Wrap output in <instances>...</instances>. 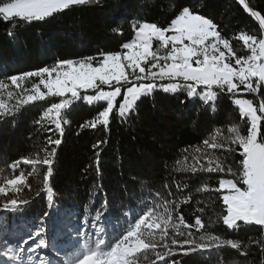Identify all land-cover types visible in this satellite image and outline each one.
<instances>
[{"label": "trees", "instance_id": "1", "mask_svg": "<svg viewBox=\"0 0 264 264\" xmlns=\"http://www.w3.org/2000/svg\"><path fill=\"white\" fill-rule=\"evenodd\" d=\"M247 2L264 15V0ZM183 7H190L212 20L237 55L248 54L238 38L240 32L262 34L259 22L238 0H90L30 23L18 18L4 21L0 17V80L51 67L58 60L120 51L135 32L133 24L149 22L167 27ZM38 82L39 78L33 77L24 87L31 88ZM215 91L216 100L206 104L199 98H188L182 89L177 92L156 89L150 95L141 96L127 117L121 118L114 112L107 128L95 129L81 128V125L92 120L105 103L89 105L83 100L77 101L62 113L67 123L62 124L63 142L52 157L51 204L44 190L48 166L20 163L13 168V164L22 158L43 159L51 151L49 129L53 139L60 137L54 125L43 118V112L60 98L50 97L47 101L20 107L14 115L0 117V186L21 173L25 178L22 191L0 195V234L11 227L24 226L26 239L27 233L34 232L44 214L49 213L45 221L49 238L64 246L55 252L60 259L52 256L51 264H77L82 256L89 255L100 260L96 252L110 250L147 208L173 201L174 220L181 214L188 224L194 223L196 216L201 218L204 228L199 232L191 229L194 237L209 233L238 241L240 248L224 245L186 255L177 249L175 255L167 258L169 264L173 261L175 264H264V227L242 221L235 228L224 225L226 206L221 199L222 192L215 191L222 178L238 177L242 159L238 145L217 136L225 147L206 152L222 163L224 171L191 170L195 157H200V163L207 167L205 153L196 151L204 149L205 139L211 140L218 131L228 137L231 126H237L242 135L247 134V119L241 118L231 94ZM244 97L258 106L259 99L264 97V88L258 94L246 93ZM0 99L7 100V95ZM8 103L15 104V99ZM97 141L104 143L94 148ZM229 167L236 176L228 172ZM10 198L25 199L29 203L17 212L5 211L2 205ZM157 210L162 212L163 208ZM98 213L101 221L95 219ZM59 216L64 217L65 223L56 232L52 221ZM174 234L169 228L168 235ZM5 247L7 259L9 249L13 257L19 256L12 242ZM138 256L136 264H152L156 259L151 251L147 259Z\"/></svg>", "mask_w": 264, "mask_h": 264}, {"label": "snow or ice", "instance_id": "2", "mask_svg": "<svg viewBox=\"0 0 264 264\" xmlns=\"http://www.w3.org/2000/svg\"><path fill=\"white\" fill-rule=\"evenodd\" d=\"M89 2L90 0H0V17L4 21L18 18L30 23L44 20L71 6ZM239 3L259 22L262 30L259 36L246 32L238 34L239 40L250 52L249 55H237L230 41L221 35L212 20L194 12L190 7H183L167 27H159L154 23L133 24L135 37L124 43L120 51H102L95 56L76 60H58L51 67L45 66L0 80V96L7 95V100L0 99V117L14 115L20 107L47 101L50 97L60 98L59 102H51L43 112V118L54 125L60 138L53 139L50 128L48 144L52 146L51 151L43 159L17 160L13 168L20 163L47 165L44 190L51 204L53 191L49 187V179L53 172L52 157L63 142L62 124L67 123L62 113L77 101L83 100L89 105L104 102L106 105L92 120L81 125V128H107L114 112L121 118L127 117L134 111L141 96L150 95L157 88L165 92L182 89L188 98H199L206 104L216 100L217 92L214 89H218L231 94L241 118L247 119V134L242 135L237 126H231L228 137H223L218 131L211 140L205 139L204 149L197 148L196 151L205 153L207 167L200 163V157H195L196 163L191 170L224 171L222 163L206 152L207 149L225 147V144L217 140V136L231 145H238L239 155L242 157L238 177L221 179L219 187L215 189L223 193L222 201L226 206L227 214L222 218L223 224L235 228L242 221L264 227V97L259 99L258 106L252 99L243 98L246 93L258 94L264 88V15L250 7L247 0H239ZM9 35L13 33L9 32ZM33 77L39 78V82L33 83L31 88L24 87L25 82ZM164 81L168 83H163ZM89 90L93 94H88ZM13 99L15 104L10 105L8 101ZM102 143L104 141H97L93 147L98 148ZM196 164H199V168ZM228 172L233 176L237 175L230 167ZM24 184L25 178L21 173L0 186V195L18 193L22 191L21 186ZM36 195L39 196L40 193L37 192ZM28 203L25 199L10 198L3 203L2 209L17 212ZM173 203L175 202L164 201L162 205L147 208L110 250L101 249L96 252L102 264H106L113 256L120 264H136L138 254L147 259L149 251L156 257L152 264H169L167 258L175 255L177 249L186 255L196 250H211L224 245L233 249L240 248L238 241L226 240L209 233L194 237L191 229L195 228L199 232L204 228L201 218L196 216L194 223L188 224L181 214L174 220ZM106 206L105 201V209ZM160 207L163 208L162 212L157 210ZM48 215L49 213L44 214L35 231L27 233L26 239L20 238L16 245L20 251L19 256L13 257L9 249L7 264H34L35 261L39 264H51L46 254L34 255L49 246L45 225ZM95 219L101 221L102 217L98 213ZM169 228L174 235H168ZM169 240L171 243H168ZM29 241L32 243L29 244ZM158 248L164 250L158 251ZM83 259L82 256L80 260Z\"/></svg>", "mask_w": 264, "mask_h": 264}, {"label": "rangeland", "instance_id": "3", "mask_svg": "<svg viewBox=\"0 0 264 264\" xmlns=\"http://www.w3.org/2000/svg\"><path fill=\"white\" fill-rule=\"evenodd\" d=\"M239 1V0H238ZM143 23H149V22H143ZM135 37V32L133 33V36L131 37V39H129L128 41H126L125 43L127 42H130L133 38ZM156 45L154 44V47ZM248 50V49H247ZM250 52L248 51V54L249 55ZM234 62V61H233ZM163 83H168V81H164ZM42 88V86H41ZM157 89H160V88H157ZM43 90V88H42ZM105 90H108L107 88H105ZM215 90V89H214ZM88 94H93L91 92V90H89ZM243 98H246V97H243ZM248 99V98H246ZM222 179H229V178H222ZM219 186V185H218ZM223 194V193H222ZM222 199V198H221ZM227 214V213H226ZM64 217L63 216H59L58 219H54L52 222V227H55L56 229V232L62 228V225L65 223L64 222ZM21 229H24V226H20ZM18 229V228H17ZM17 229L15 227H11L9 229H7L5 231V233H3V235H0V247L3 246V244L6 242V244L8 245L9 242H12L14 245H17V243L20 241V238L22 235L20 234H17L16 235V231ZM19 230V229H18ZM21 231V230H20ZM13 233V234H12ZM46 238L48 240V243L49 246L47 248H43L41 250H39V253H36L34 255H44L46 254L47 255V258L48 260L51 262V257L54 256L55 258H59V255L56 252V250L60 249L61 247H64L63 245L61 246H58L57 243H56V240L55 238H49V234H48V230L46 232ZM2 239H4L3 242ZM32 242L29 241V244H31ZM5 244V245H6ZM28 245H25V247H27ZM6 248V247H5ZM17 254L20 255V251L17 250ZM4 263H7V257L5 255V252H0V264H4ZM34 264H39L38 261H35ZM77 264H102L101 260H96L93 258V256L89 255V256H86L84 257V259L82 261H80L79 263ZM106 264H120V261L115 257L114 259L112 260H109V261H106Z\"/></svg>", "mask_w": 264, "mask_h": 264}]
</instances>
